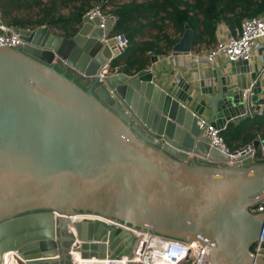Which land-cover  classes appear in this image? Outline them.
Listing matches in <instances>:
<instances>
[{"label":"water","instance_id":"water-1","mask_svg":"<svg viewBox=\"0 0 264 264\" xmlns=\"http://www.w3.org/2000/svg\"><path fill=\"white\" fill-rule=\"evenodd\" d=\"M114 25L86 13L72 37L48 24L11 26L22 44L0 47V263L9 251L20 264H71L74 251L119 259L136 241L121 222L197 239L212 247L214 264H264L250 253L264 242V213L250 212L264 199V162L252 156L260 141L223 153L198 125L204 112L221 128L245 119L248 103L264 110V66L251 72V92L235 93L218 76L217 93L202 89L191 108L195 79L168 92L151 69L99 78L124 51ZM193 37L185 23L172 51L189 52ZM238 64L249 72L246 60L225 63ZM79 213L94 218L72 221Z\"/></svg>","mask_w":264,"mask_h":264},{"label":"trees","instance_id":"trees-1","mask_svg":"<svg viewBox=\"0 0 264 264\" xmlns=\"http://www.w3.org/2000/svg\"><path fill=\"white\" fill-rule=\"evenodd\" d=\"M93 8L114 16L113 34L127 38L123 53L112 61V70L135 74L146 70L152 55L172 51L185 23L194 33L192 47L202 42L209 45L216 39L220 22L231 29L240 27L243 19L264 14V0H0V20L25 29L48 24L56 34L72 37L82 17ZM21 9L37 11L33 18H23L18 15ZM221 134L231 151L258 137L264 144V110L240 122H229ZM254 160L264 162L259 147Z\"/></svg>","mask_w":264,"mask_h":264},{"label":"built area","instance_id":"built-area-1","mask_svg":"<svg viewBox=\"0 0 264 264\" xmlns=\"http://www.w3.org/2000/svg\"><path fill=\"white\" fill-rule=\"evenodd\" d=\"M90 16H99L101 21L107 18H111L115 23L116 18L111 15L104 14L99 8H93L87 12ZM2 32L0 33V47H13L22 44V39L17 32H14L10 26L0 23ZM234 34L228 36L225 39H220L215 42V44L209 48L204 54L194 56V60L197 63H205L207 65H212L220 57L226 58L230 61H240L246 60L250 61L252 58V53L258 42L264 38V14L254 17L245 18L242 20L240 27L234 28ZM126 42L123 44V46ZM114 72L113 70L107 68V65L103 66L99 73V78L102 80L103 77L108 73ZM252 85L246 90V92H251ZM255 106L252 102L248 103L247 116L252 117L255 114H261L263 111L262 107L257 110H253ZM198 125L202 130V133L209 138L210 145L220 150L223 153H232L222 134L220 128L215 124L209 123L205 118L201 117L198 121ZM260 144L259 148L263 152L264 156V144L258 137ZM253 150L252 142L246 144L245 146L235 150L239 155L240 152ZM256 150L253 151V158ZM239 162V160H237ZM236 163L235 160L227 161L226 164L233 165ZM250 212L252 213H264V199L251 207ZM83 216V217H81ZM75 217L77 220L82 218H94L93 215L88 213H79ZM106 220V219H104ZM116 226H120L124 229L129 230L135 237V244L127 255H122L119 259H103L99 261H94L90 259H85L80 256V252H71V264H86L81 262V260H89L88 264H214L210 258L209 251L212 247L204 244L199 240H193L190 242H185L149 232H145L131 226H127L121 222H117ZM250 253L255 256L264 255V242L257 241L251 246ZM16 253L14 251H9L3 255L0 264L6 263V257L10 262L14 260L16 264H20Z\"/></svg>","mask_w":264,"mask_h":264},{"label":"crops","instance_id":"crops-1","mask_svg":"<svg viewBox=\"0 0 264 264\" xmlns=\"http://www.w3.org/2000/svg\"><path fill=\"white\" fill-rule=\"evenodd\" d=\"M234 31V29L229 28L228 25L222 21L217 26L216 39L213 43L209 45H206L204 42L197 43L186 53H175L170 51L162 55H152L150 64L146 69L153 70L154 81L168 92H174L176 90L175 82L179 78H185L187 80L195 79L197 90L193 91L195 99L189 105L191 108L204 97L203 94H201L202 89L209 88L205 90V92L211 90L212 94L217 93L220 82L218 76L226 79L227 85L232 88L233 92L237 93L239 90L246 91L251 85L253 87L255 82L251 78V72L258 71V69H262V66H264V38L258 42L253 50L251 60L248 61L249 72L243 64L234 66L232 71L230 65H225L228 60L223 57L218 58L212 65L197 63L194 60V56L204 54L217 40L227 38L234 34ZM125 45L123 47H125ZM201 82L204 83L201 84ZM261 84V88H264V82ZM262 98H264V92L258 94L257 101ZM253 102L255 105L253 106V110H257L259 107L263 106L261 103L257 104L255 103L256 101ZM207 116L208 114L204 112L201 117L206 119ZM229 122L233 121L227 120L222 123L223 129L226 128Z\"/></svg>","mask_w":264,"mask_h":264},{"label":"rangeland","instance_id":"rangeland-1","mask_svg":"<svg viewBox=\"0 0 264 264\" xmlns=\"http://www.w3.org/2000/svg\"><path fill=\"white\" fill-rule=\"evenodd\" d=\"M45 0H42V2H44ZM37 9V8H36ZM109 9V8H108ZM38 10V9H37ZM35 9H32V10H29V9H21L19 12H18V15L22 16L23 18L24 17H31L33 18L34 15L36 14V11ZM260 156L261 157H264L263 156V152L260 150Z\"/></svg>","mask_w":264,"mask_h":264},{"label":"bare ground","instance_id":"bare-ground-1","mask_svg":"<svg viewBox=\"0 0 264 264\" xmlns=\"http://www.w3.org/2000/svg\"><path fill=\"white\" fill-rule=\"evenodd\" d=\"M116 47H117V45H116ZM81 217H83V216H81ZM64 218H65V215H64V214H61V219L63 220ZM76 218H79V217L71 216V220H72V221H75ZM74 252H76V251H74ZM74 252H73V253H74ZM5 254H6V253H5ZM76 255H78L77 252H76ZM7 261H8V258L6 257V262H7ZM81 262H85L86 264L90 263L89 260H81Z\"/></svg>","mask_w":264,"mask_h":264}]
</instances>
